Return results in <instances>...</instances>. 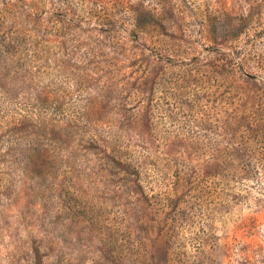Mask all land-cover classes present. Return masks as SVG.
I'll return each mask as SVG.
<instances>
[{"label":"rangeland","instance_id":"obj_1","mask_svg":"<svg viewBox=\"0 0 264 264\" xmlns=\"http://www.w3.org/2000/svg\"><path fill=\"white\" fill-rule=\"evenodd\" d=\"M0 264H264V0H0Z\"/></svg>","mask_w":264,"mask_h":264},{"label":"trees","instance_id":"obj_2","mask_svg":"<svg viewBox=\"0 0 264 264\" xmlns=\"http://www.w3.org/2000/svg\"><path fill=\"white\" fill-rule=\"evenodd\" d=\"M35 251V253L37 252L36 250H34Z\"/></svg>","mask_w":264,"mask_h":264}]
</instances>
